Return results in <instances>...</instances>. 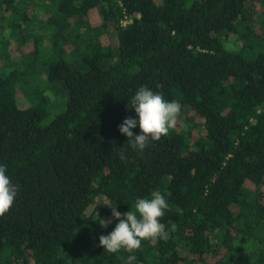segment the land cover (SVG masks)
<instances>
[{"label": "trees", "instance_id": "16d2710c", "mask_svg": "<svg viewBox=\"0 0 264 264\" xmlns=\"http://www.w3.org/2000/svg\"><path fill=\"white\" fill-rule=\"evenodd\" d=\"M250 1L0 0L18 45L0 47V64L17 51L0 77V163L19 186L0 215V264H264V6L251 15ZM141 85L180 113L137 152L118 126ZM47 90L67 103L43 125ZM156 189L169 239L104 251L111 206L127 212Z\"/></svg>", "mask_w": 264, "mask_h": 264}, {"label": "clouds", "instance_id": "9594fccd", "mask_svg": "<svg viewBox=\"0 0 264 264\" xmlns=\"http://www.w3.org/2000/svg\"><path fill=\"white\" fill-rule=\"evenodd\" d=\"M134 116H126L118 126L121 134L128 137L127 143L133 151L143 152L150 141L159 140L176 125L180 106L145 85L139 86L128 100ZM139 128V132L133 129ZM120 159H126L124 151L119 153ZM19 192L9 175L8 166L0 163V215L6 213L13 206ZM166 196L159 190H153L148 196L138 197L134 207L127 212H120L116 206H111L115 227L111 232L99 236V245L104 251L116 253L121 249L132 252L141 247L143 240H167L171 232L175 231V224L167 227L162 221L167 209ZM111 223V220L108 221ZM136 258L127 257V264Z\"/></svg>", "mask_w": 264, "mask_h": 264}, {"label": "rangeland", "instance_id": "374dc122", "mask_svg": "<svg viewBox=\"0 0 264 264\" xmlns=\"http://www.w3.org/2000/svg\"><path fill=\"white\" fill-rule=\"evenodd\" d=\"M32 0H28L26 2V0H23V2H21V10H23L24 8H27L28 4L31 7V2ZM264 6V0L263 3H261V0L259 1H250L247 3V9H248V13H250L251 15H254L255 13H258L262 7ZM32 8H30L31 10ZM28 13H31V11L28 10ZM90 20L93 26H98L101 24V20H100V15L98 14L97 10H93V12L90 15ZM12 38H10L9 35V31L7 30H0V47H2V43L3 42H8L10 47L9 50H16L18 45L15 43V41L11 40ZM101 42L103 43V45L108 46V45H112V46H116L117 44V39H116V35L114 30L111 28L109 30L108 33L102 34L101 37ZM16 56H17V51L15 54H13V62L11 61V64L13 65L14 62H16ZM10 64V65H11ZM9 64H0V77H3L5 75H7L11 70H12V66H10ZM59 89V88H58ZM47 96L50 97L51 99V105L52 108L49 111V115L47 116V118H45V120L43 121V125H47L48 123H50V121L58 114L60 113L64 108L65 105L67 103V97L64 91H55V90H47ZM34 101V99H31V103ZM31 103H28V105ZM19 105L25 107L27 105L26 100H24L22 94H21V98L19 99ZM189 119H194L195 122L200 123L201 120L198 118V116L196 114H194L193 111H189L187 113Z\"/></svg>", "mask_w": 264, "mask_h": 264}]
</instances>
